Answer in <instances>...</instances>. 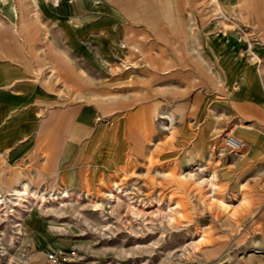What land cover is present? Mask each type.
<instances>
[{"label":"rangeland","instance_id":"rangeland-1","mask_svg":"<svg viewBox=\"0 0 264 264\" xmlns=\"http://www.w3.org/2000/svg\"><path fill=\"white\" fill-rule=\"evenodd\" d=\"M100 1L116 14L112 31L92 0H0V60L30 69L42 89L37 119L56 123L36 129L19 161L0 155V264H51L46 254L72 243V264H264V162L247 165L250 146L218 154L224 133L240 135L242 123L264 131V111L228 107L198 46L238 43L261 66L264 0ZM247 83L243 76L239 88ZM142 102L159 105L150 127L119 128ZM84 107L103 133L94 148L91 133L76 146L86 157L77 189L75 169L66 184L58 161ZM17 177L48 199L8 195ZM63 190L71 196L61 202Z\"/></svg>","mask_w":264,"mask_h":264},{"label":"crops","instance_id":"crops-1","mask_svg":"<svg viewBox=\"0 0 264 264\" xmlns=\"http://www.w3.org/2000/svg\"><path fill=\"white\" fill-rule=\"evenodd\" d=\"M231 1L230 3L233 7V1L235 0ZM140 3L141 1L135 4H128L129 6L125 8L127 10L133 9L140 5ZM92 4L93 10L101 11L103 15L108 17L106 18L107 24L111 26V31L114 30L112 25L116 14L112 11L110 3L92 0ZM237 44L199 43L198 46L202 51L200 58L203 59L204 63L203 68L207 72L210 70L209 72L213 74H215V70L218 77L224 81V87L227 88V92L222 96L226 99L228 107H233L238 113L245 107L248 109L257 108L260 111H264L262 106L264 103V62L260 66L248 59H243L237 49L239 47ZM110 45L111 43H109L108 48H110ZM68 46L80 52V55L84 59L86 58L82 52L83 50H78L83 49L79 43H68ZM253 46L254 44L250 43L251 49ZM262 56L264 60V53H262ZM196 60V58H192L193 71H197L198 69ZM252 60L255 59L252 58ZM243 76L246 77L248 83L245 88L240 89L239 81ZM221 80L220 83L223 82ZM40 99H42L41 86L36 80L31 78V71L28 67L24 66L23 62L0 60V155L6 156L10 165L24 158L30 151L32 145L36 142L35 133L38 127L51 128L56 126V123L53 121H41L37 119L35 105ZM155 104L142 102L139 105L130 107L125 111L124 117H121L119 128H123L127 133L147 130L150 127L154 111L159 109V105ZM163 112H166V109H163L161 114ZM160 117L162 116L160 115ZM94 118V110L89 107H84L72 117L71 132L65 141L63 152L58 161L59 176L66 184L67 182L63 180V177L69 174L67 171L68 167L72 166L75 169L74 174L77 178V189H81L83 183L81 168L83 165L82 161L86 157L84 153L76 151V146L78 143L84 142L85 138L91 133V145L94 148L99 143L103 133L100 134L101 127L95 125ZM241 127L243 128L240 131L241 136H238H243L242 138L248 141L249 150L251 151L249 155L244 156L243 160L249 166H252L253 162L256 164L263 163L264 131L243 123ZM208 128L209 125H203L201 133L211 134L212 130ZM96 161L100 164L102 159L98 157ZM94 173L95 170L93 169L91 174L94 175ZM16 181L19 182V185L11 184L9 189H15L14 187L20 189L24 184H27V189L29 188L28 181L20 180V177H17ZM28 190L32 192L30 188ZM62 239L64 240L65 238ZM50 240L58 239L50 238ZM65 240L69 241V239ZM49 242L47 241V244ZM55 248L61 250L58 246ZM72 248L73 243L63 251H68Z\"/></svg>","mask_w":264,"mask_h":264},{"label":"built area","instance_id":"built-area-1","mask_svg":"<svg viewBox=\"0 0 264 264\" xmlns=\"http://www.w3.org/2000/svg\"><path fill=\"white\" fill-rule=\"evenodd\" d=\"M249 148V143L244 138L234 134L233 132H225L221 137L218 147L220 156L230 153L242 155ZM76 252L51 251L46 254L51 264H72L75 261Z\"/></svg>","mask_w":264,"mask_h":264},{"label":"bare ground","instance_id":"bare-ground-1","mask_svg":"<svg viewBox=\"0 0 264 264\" xmlns=\"http://www.w3.org/2000/svg\"><path fill=\"white\" fill-rule=\"evenodd\" d=\"M216 1V4L217 5H219L220 6V2H219V0H215ZM58 2V0H55V3H57ZM234 3H235V1H234ZM253 55L255 56V59L256 60H260L259 59V57H261V56H257V54H255V53H253ZM169 115V114H168ZM164 116V115H163ZM171 118V117H170ZM249 150V149H248ZM214 174V173H213ZM215 175L216 174H214L213 175V177H211L212 179L215 177ZM22 184V183H21ZM27 184H24L23 186H22V188H20V189H18V188H16V187H14L15 189H13L12 190V192L9 194V195H17L18 196V201L19 202H22L23 200H24V198H27V196L29 195H32V196H36L37 198H40L41 200H44V201H46V199H48V197L46 196V195H44L43 193L42 194H36L35 192H30L28 189H27V186H26ZM29 185V184H28ZM212 185H213V187H215L216 186V184H214V183H212ZM118 189V188H117ZM70 196H71V192L70 191H68V190H63L61 193H60V196H58V198L57 199H61V202H63V201H65V199H69L70 198ZM109 196H110V199H115L116 198V195H115V191H113V190H111L110 191V193H109ZM1 197V196H0ZM50 198L51 199H56L55 198V195L54 194H51L50 195ZM0 204H2V201H1V203ZM19 203H17L16 205H18ZM22 204V203H21ZM98 204V203H97Z\"/></svg>","mask_w":264,"mask_h":264}]
</instances>
